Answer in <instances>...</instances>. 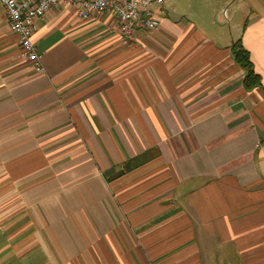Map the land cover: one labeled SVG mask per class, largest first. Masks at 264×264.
<instances>
[{
    "label": "crops",
    "instance_id": "crops-1",
    "mask_svg": "<svg viewBox=\"0 0 264 264\" xmlns=\"http://www.w3.org/2000/svg\"><path fill=\"white\" fill-rule=\"evenodd\" d=\"M155 19L125 47L59 4L36 72L0 7V264H264V0Z\"/></svg>",
    "mask_w": 264,
    "mask_h": 264
},
{
    "label": "built area",
    "instance_id": "built-area-1",
    "mask_svg": "<svg viewBox=\"0 0 264 264\" xmlns=\"http://www.w3.org/2000/svg\"><path fill=\"white\" fill-rule=\"evenodd\" d=\"M165 0H0L7 26L18 37L21 55L34 71L41 72L40 57L32 37L37 21L53 7L69 6L83 20L94 14L111 15L117 24V38L122 46H131L138 32L151 33L158 27L155 16Z\"/></svg>",
    "mask_w": 264,
    "mask_h": 264
},
{
    "label": "trees",
    "instance_id": "trees-1",
    "mask_svg": "<svg viewBox=\"0 0 264 264\" xmlns=\"http://www.w3.org/2000/svg\"><path fill=\"white\" fill-rule=\"evenodd\" d=\"M231 55L234 63L244 71V88L250 91L259 87V77L253 72L252 64L249 61L248 53L241 47L240 42L237 41L231 47ZM263 141L260 140L259 145Z\"/></svg>",
    "mask_w": 264,
    "mask_h": 264
},
{
    "label": "rangeland",
    "instance_id": "rangeland-1",
    "mask_svg": "<svg viewBox=\"0 0 264 264\" xmlns=\"http://www.w3.org/2000/svg\"><path fill=\"white\" fill-rule=\"evenodd\" d=\"M224 16H225L224 14L220 15L219 19H220L221 22L224 21V19H223ZM244 20H245L244 15H240L241 25L243 24ZM238 32H239L238 30H235L233 35H235V37H237L238 36Z\"/></svg>",
    "mask_w": 264,
    "mask_h": 264
}]
</instances>
